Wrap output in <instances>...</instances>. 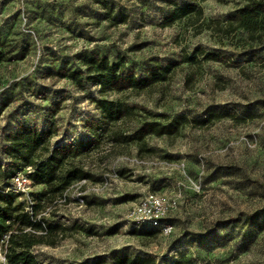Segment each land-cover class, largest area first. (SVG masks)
<instances>
[{"label":"rangeland","instance_id":"1","mask_svg":"<svg viewBox=\"0 0 264 264\" xmlns=\"http://www.w3.org/2000/svg\"><path fill=\"white\" fill-rule=\"evenodd\" d=\"M190 1L0 0V165L8 161L5 136L19 124L52 128L53 144L92 137L85 125L101 117L99 88L57 73L85 71L88 56L138 76L156 71L154 88L105 97L138 107L143 118L228 115L174 137L150 136L151 152L143 155L132 143L104 161L106 152L82 158L95 178L74 183L39 215L60 227L50 238L55 246L32 248L41 264H116L124 256L151 264H264V42L249 41L242 29L223 37L187 20L162 25L175 5ZM198 4L206 23L227 21L243 0ZM192 56L195 62H185ZM174 64L169 73L159 70ZM45 188L32 183L18 201L30 206ZM147 193L181 195L173 235L129 221Z\"/></svg>","mask_w":264,"mask_h":264},{"label":"trees","instance_id":"2","mask_svg":"<svg viewBox=\"0 0 264 264\" xmlns=\"http://www.w3.org/2000/svg\"><path fill=\"white\" fill-rule=\"evenodd\" d=\"M193 0L182 5H175L163 21V26H172L178 21H191V25L203 26L220 36H230L238 30L248 33L251 42H264V0H243L235 14L227 21L209 20L206 23L203 8ZM226 2L227 0H218ZM125 17L120 23L126 22ZM205 60L221 61V57L199 50ZM2 59L0 58V62ZM185 62H195V57H187ZM85 71L60 69L57 73L78 85L84 82L99 88L101 99L95 100L101 117L87 121L85 128L92 135L90 139L78 140L67 144H53L55 132L52 128L41 129L38 126L19 124L5 136L7 143L5 154L8 161L0 165V247L9 264H41L32 253V248L47 244L55 246L57 241L50 240L60 227L48 223L39 215L74 183L95 178L92 167L82 161L102 152L105 158L117 156L122 146L136 144L138 154L143 155L148 149L147 138L150 136L174 137L191 124L204 127L210 122L226 118L223 113H210L206 119L191 120L185 115L170 118L168 115H155L143 118L138 107L122 99L105 98L111 93L140 94L155 87L156 71L145 76L134 72H122L119 63H110L107 58L88 56L83 60ZM176 66L159 67L162 74ZM5 103L1 111L7 108ZM162 118V120L160 119ZM139 119L137 125L133 121ZM25 174L35 185L46 188L33 193L32 205L19 202L20 193L12 191L11 182L20 173ZM116 264H151L147 259L120 257Z\"/></svg>","mask_w":264,"mask_h":264},{"label":"built area","instance_id":"3","mask_svg":"<svg viewBox=\"0 0 264 264\" xmlns=\"http://www.w3.org/2000/svg\"><path fill=\"white\" fill-rule=\"evenodd\" d=\"M83 180L82 182H86ZM32 180L24 173L18 174L12 181V191L20 193L31 185ZM180 194L173 196L158 193H147L134 204L128 219L137 227H149L163 237L174 234L176 226L171 215L179 208ZM0 249H2L0 247ZM4 264H9L4 253H0Z\"/></svg>","mask_w":264,"mask_h":264}]
</instances>
